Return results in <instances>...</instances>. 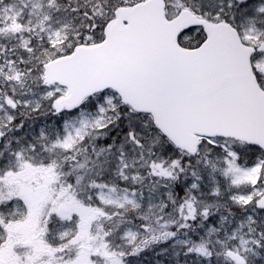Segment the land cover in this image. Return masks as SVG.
I'll use <instances>...</instances> for the list:
<instances>
[{
  "label": "snow or ice",
  "instance_id": "obj_1",
  "mask_svg": "<svg viewBox=\"0 0 264 264\" xmlns=\"http://www.w3.org/2000/svg\"><path fill=\"white\" fill-rule=\"evenodd\" d=\"M0 264H264V0H0Z\"/></svg>",
  "mask_w": 264,
  "mask_h": 264
}]
</instances>
